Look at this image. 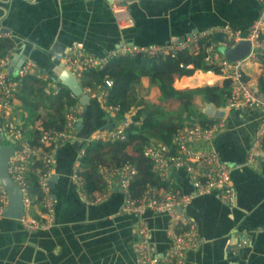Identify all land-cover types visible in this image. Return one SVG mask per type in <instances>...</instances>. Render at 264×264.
<instances>
[{"label":"built area","instance_id":"built-area-1","mask_svg":"<svg viewBox=\"0 0 264 264\" xmlns=\"http://www.w3.org/2000/svg\"><path fill=\"white\" fill-rule=\"evenodd\" d=\"M257 1L264 8V0ZM111 9L119 27L126 28L131 25V20L124 8L113 4ZM120 12H125L126 16L123 20L117 18ZM0 38L11 41L8 34L0 33ZM240 42L249 44L248 54L243 59L229 61L220 50L222 48L233 49ZM13 51L14 49L8 51L0 58V136H7L9 140L14 141L7 162V172L21 194L22 215L18 221L22 228L27 233L49 231L54 226L56 201L50 193L48 181L54 174L55 155L58 148L75 139V128L82 114V106L77 102L67 109L63 130H42L37 143H34L31 138H25L13 117L12 103L15 101V96L25 76L37 75L43 81H49L50 78L34 62L28 60L20 67L17 78H11L8 70L12 62ZM182 52H190L193 57H198L201 53L204 55L202 64L209 70L194 69L192 65L187 66L186 70L212 74L217 78L214 84L206 86H214L220 82L228 84L229 96L223 107L226 110L225 114L244 109L261 113V121L253 144L246 154L245 166L253 167L258 161H264V87L260 88L258 85L260 71H262L259 57L264 54V22L260 19L245 30L223 25L192 33L166 46H123L110 52L103 59L87 54L82 45L77 44L59 60L81 84V74L85 67L102 69L114 57L144 54L149 57L174 58ZM105 86L106 88L111 87L112 81L105 79ZM52 87L53 90L46 87L44 92L47 95H55L59 88L54 82ZM83 91L97 98L106 113L108 124H115L111 130H98L93 133L90 141H124L126 139L125 129L132 124L134 114L132 116L130 113L126 114L122 120L118 121L119 126H116V123L111 122L109 118L116 119L118 108L106 105L105 89L97 86L93 89H83ZM206 119L209 118L206 117ZM210 121L213 122L212 125L202 127L201 117H190L182 122L181 128L173 135L169 146L154 141L141 145L143 158L150 164L152 173L161 182L167 184L164 189L145 186L137 194H133L129 186L136 175V169L131 163L127 162L120 166L115 164L100 166L99 175L107 189L95 201H89L84 195L82 180L77 175L78 162L84 150L78 154L79 159L74 165L72 180L82 201L87 206L104 202L115 188H121L123 193L121 214L139 217L147 212H153L168 215L166 234L171 245L160 258L156 257L149 244L150 231L147 224L138 221L133 231L132 245L137 264H185L187 255L199 247L197 223L187 213L194 196L182 193L175 183L178 170L183 169L188 175L196 196L205 197L215 192L226 206L234 204V187L230 180L232 169L223 163L216 150L211 148L213 139L223 128V121H215L211 118ZM204 143L209 144L210 149H194L195 145ZM0 202L1 220L8 207V197L1 185ZM242 244L232 249L233 252Z\"/></svg>","mask_w":264,"mask_h":264},{"label":"water","instance_id":"water-1","mask_svg":"<svg viewBox=\"0 0 264 264\" xmlns=\"http://www.w3.org/2000/svg\"><path fill=\"white\" fill-rule=\"evenodd\" d=\"M21 1L9 0L7 13L0 20L2 33L10 35L11 42L15 46L8 75L15 79L25 61L34 62L52 82L70 91L82 106V114L76 124L75 139L59 147L55 155L54 174L48 181L50 193L56 201L55 219L54 226L49 231L28 234L20 225L18 220L22 215L21 194L7 172V162L14 141L8 140L9 145L0 146V185L8 197V207L0 220V229L6 222L12 226H9L14 253L12 261L15 260V253L21 251L20 262L25 264H39V262L40 264H67V262L74 264L73 258L68 260L69 251L65 246V240L68 241V237H72L73 233L86 241L81 242L84 249L81 260H85L89 250L87 245L99 244L98 241L104 229L108 230L116 224L125 223L130 231L131 226L138 220L147 224L151 249L157 258L162 257L171 245L166 234L169 222L167 214L147 212L139 217L120 215L123 202L121 188H115L107 200L97 205L87 206L80 198L72 180L73 168L79 159L78 154L85 149L93 133L98 130H111L115 124H108L106 113L97 98L83 91L75 77L63 67L59 58L64 57L69 49L77 44H81L87 54L103 59L110 52L123 46H166L192 33L218 26L229 25L246 29L259 19L264 22V8L257 0H49L54 10L49 15L50 19H39L37 14L31 15L34 17L31 21L33 25H29L28 28L27 23L22 26L12 22L13 6ZM38 1L24 0L22 2L26 7L32 8ZM113 4L126 10L131 20L130 26L117 27L111 9ZM55 5L59 6L58 12ZM79 5H82L84 11L81 14L83 21L80 32L75 37H63L61 34L57 39L47 38L49 34L44 32L46 23L56 27L61 23L64 27V24H67L65 20L70 17L69 15L74 16ZM97 10L102 19L113 25V37L110 40L113 44L102 46L93 42L91 33L93 26L91 20L88 21L87 14L92 12L93 15V12ZM70 11L75 12L70 13ZM220 51L229 61L234 62L248 54L249 44L240 42L233 49L222 48ZM225 112V108H218L213 103L206 104L201 110L203 116L214 120L223 119ZM243 165L244 163L241 162L237 165L230 164V167L237 170ZM176 176L179 178L175 182L182 193L194 196L187 213L198 222L193 206L204 197L195 195V189L183 169L178 170ZM213 194L220 201L217 193ZM250 213L245 216L237 213L229 232L223 228L218 231V237H223L220 243L226 244L227 252L231 257L226 264H250V255H263L259 249L264 241V226L254 223L253 213ZM160 220L164 221L162 226L157 225ZM15 228L19 229V233L15 231ZM20 232L23 234L22 238H19ZM102 239L101 245L108 240ZM161 239L166 241L165 246L159 245ZM239 244L242 245L233 252L232 249ZM74 245L77 246L75 242Z\"/></svg>","mask_w":264,"mask_h":264},{"label":"trees","instance_id":"trees-1","mask_svg":"<svg viewBox=\"0 0 264 264\" xmlns=\"http://www.w3.org/2000/svg\"><path fill=\"white\" fill-rule=\"evenodd\" d=\"M14 47L11 41L0 38V58ZM203 56L201 53L198 57H193L190 52H182L174 58L149 57L144 54L121 55L110 59L102 69H83L80 84L82 89L102 86L106 91V105L118 108L117 121L136 110L132 116V124L125 129L124 141L92 140L86 143L78 162L77 175L82 180L87 200L95 201L106 192L107 186L98 171L100 166L131 163L136 169V175L129 186L133 194H137L145 186H155L158 189L167 187L166 183L161 182L152 173L150 164L143 158L141 145L154 141L169 146L182 122L190 117H201L202 127L212 125L213 122L206 120L199 108L208 103L223 108L229 96V86L226 82H220L214 86L202 87L192 80L195 71H187V66L192 65L194 69L202 71L209 70L202 64ZM259 63L262 65V73L258 85L263 88L264 54L259 57ZM189 77L201 87L181 90L195 86L188 81ZM105 79L112 81L111 87L106 88ZM143 80L154 85L162 99H171L172 102L165 106L164 101L158 104L148 101L147 92H143ZM56 85L58 92L55 95H47L44 92L46 83L36 75H27L22 79V86L15 96V101L20 104L22 111L18 128L25 138H31L34 143L38 142L42 130H63L67 109L77 103V99L71 96L67 88ZM40 107L45 108L46 112L39 125L30 128L31 119ZM174 108H185L186 113L183 116H174L170 113Z\"/></svg>","mask_w":264,"mask_h":264},{"label":"crops","instance_id":"crops-1","mask_svg":"<svg viewBox=\"0 0 264 264\" xmlns=\"http://www.w3.org/2000/svg\"><path fill=\"white\" fill-rule=\"evenodd\" d=\"M8 1L9 0H0V20L7 13ZM22 1L24 2V0ZM22 1L17 2L13 6V23L17 22L22 26L27 23V27L29 28V25H33L31 24V21H33L34 17H31V15L37 14L39 19H50L49 15L51 12H54L53 5L49 0H39L32 8L26 7L25 3ZM54 7L57 6L55 5ZM58 7L56 8L57 12L59 11ZM76 10V12L70 11V13L75 12L74 16L69 15L70 17L65 20L67 24L65 23L64 27L61 23H59L57 27L46 23L44 32L49 34L46 37L49 39H57L61 34L63 37H75L81 30V22L83 21L81 14L84 12L82 5L77 6ZM93 13V15L92 12L87 14V19L88 21L91 20L90 22L93 26L91 32L92 39L94 40L93 42L96 45L102 46L110 43L113 44L110 41L111 37H113L114 31L112 23H108L105 19H102L98 10ZM33 23L36 24L37 22ZM117 27L121 28L118 25ZM232 28L245 30V28L239 27ZM0 33H2L1 28ZM255 71L258 72V70ZM261 73L262 71H260V74ZM195 75L196 72L193 74L192 80L201 85L195 80ZM188 81L193 85L198 86L191 81V77L188 78ZM20 107V104L17 101H14L12 114L17 123L20 122L22 117ZM200 108L203 109V107ZM45 112L46 109L43 107H40L35 111L34 116L31 119V125H29L30 128L39 125V121ZM23 114L24 116L26 115L24 112ZM206 120L210 121V118ZM220 120L223 121V128L213 139L211 148L216 150L220 160L226 165L229 164V167L230 164L237 165L241 162H243L244 165L237 170L230 167L232 169L230 180L234 187L235 196L234 204L232 206H226L223 202L218 201L213 193L205 196L193 206V212L198 218V222L195 221L197 223L199 247L187 255L185 264H226V261H230L231 257L229 252H227L226 244L221 245L220 242L223 237H218V231L220 228H223L229 232L235 216L238 215L237 213H239L240 216H245L247 213L251 212L253 213V222L260 226H264V161H258L253 167L245 166L246 154L253 144L255 133L261 121V113L246 109L230 111ZM8 140L7 136L1 135L0 146H3L2 143L5 141L9 143ZM194 149L207 150L210 149V145L206 143L197 144L194 146ZM177 178L179 177L176 176L175 181ZM120 215L130 214H121L120 212ZM138 221L131 226L130 231L126 228L125 223L116 224L115 227L109 228L108 230L104 229V233L102 232L100 237L101 239L107 238V242L101 245L103 239L101 241L99 238V244H96V246H93L94 244H88L87 246H89V250L87 251V257L85 260H81L84 256L82 253L84 249L81 242L84 243L86 241L81 236L78 237L73 233L72 237H68V241L65 240V246L69 251L68 260L73 258L74 264H137L136 258L132 252V245L134 241L133 231L136 228ZM163 223L164 221L160 220L157 225L162 226ZM4 225L5 226H2L0 229V264H25L20 262V257L22 255L21 251L17 254L15 253V260L12 261L11 258L14 253L12 252L11 244L12 233L9 232V226H11V224L6 222ZM15 231L19 233L18 228H15ZM22 235L23 234L21 233L19 238H22ZM226 240L228 241V238ZM74 242L77 246L74 245ZM108 243L111 244L109 245ZM105 245L107 246L106 248L103 247ZM159 245L165 246L166 241L161 239ZM259 251L263 255H250V264H264V241L260 245ZM73 254L77 255L73 256ZM67 264L70 263L67 262Z\"/></svg>","mask_w":264,"mask_h":264},{"label":"rangeland","instance_id":"rangeland-1","mask_svg":"<svg viewBox=\"0 0 264 264\" xmlns=\"http://www.w3.org/2000/svg\"><path fill=\"white\" fill-rule=\"evenodd\" d=\"M37 76V75H36ZM45 83H46V87H48L50 90H53V87H52V85H53V83L49 80V81H44ZM169 85H170V90L172 91L173 89L171 88V83H170V81H169ZM142 87H143V92H147V95H146V99L148 100V101H150V102H152V103H155V104H158V103H161L162 101H164L165 102V106H168V104L170 103V102H172L171 101V99H168L167 101L166 100H164V99H162V96L156 91V88H155V86L154 85H152V84H150V83H148V81H146V80H143L142 81ZM188 89V88H190V87H185V88H183V89H181V90H184V89ZM193 88H196V87H193ZM192 88V89H193ZM178 91H180V90H178ZM14 103V102H13ZM13 103H12V106H13ZM202 108H199V110H201ZM186 109L185 108H174V109H172L171 111H170V113L172 114V115H174V116H183L186 112ZM136 112V110H134V111H132L131 113H130V115L132 116L134 113ZM201 112V111H200ZM109 120L111 121V122H114V123H116V126H119V122L116 120V119H110L109 118ZM17 125H18V123H17ZM2 145L3 146H5V145H9V143L8 142H3L2 143Z\"/></svg>","mask_w":264,"mask_h":264},{"label":"bare ground","instance_id":"bare-ground-1","mask_svg":"<svg viewBox=\"0 0 264 264\" xmlns=\"http://www.w3.org/2000/svg\"><path fill=\"white\" fill-rule=\"evenodd\" d=\"M125 16H126L125 12H123V13L120 12L117 15V18H118V20H123ZM195 80H197L201 85H207V84L212 85L215 83L217 78L212 74H206L204 72H202V73L197 72L195 75Z\"/></svg>","mask_w":264,"mask_h":264}]
</instances>
